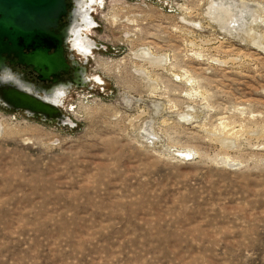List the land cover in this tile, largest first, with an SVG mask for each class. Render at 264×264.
Returning <instances> with one entry per match:
<instances>
[{
	"label": "rangeland",
	"instance_id": "obj_1",
	"mask_svg": "<svg viewBox=\"0 0 264 264\" xmlns=\"http://www.w3.org/2000/svg\"><path fill=\"white\" fill-rule=\"evenodd\" d=\"M102 1L77 126L0 106V264H264V0Z\"/></svg>",
	"mask_w": 264,
	"mask_h": 264
},
{
	"label": "water",
	"instance_id": "obj_2",
	"mask_svg": "<svg viewBox=\"0 0 264 264\" xmlns=\"http://www.w3.org/2000/svg\"><path fill=\"white\" fill-rule=\"evenodd\" d=\"M74 5L68 13V5ZM94 3L84 0L82 6L76 0H0V78L9 73L24 85L32 87L37 95L27 93L12 84L0 85V106L16 112H23L30 118L54 124L57 127L75 128L77 125L66 116L62 107L46 103L41 99L45 92L26 82L25 76L13 73L5 64L30 67L40 82L52 81L66 74L70 66L64 56L62 45L67 40L69 28L61 29L60 22L84 7L90 21V7ZM87 9V10H86ZM94 43L93 41H90ZM95 44V50L104 49ZM76 77L75 82H78Z\"/></svg>",
	"mask_w": 264,
	"mask_h": 264
},
{
	"label": "flooded vegetation",
	"instance_id": "obj_3",
	"mask_svg": "<svg viewBox=\"0 0 264 264\" xmlns=\"http://www.w3.org/2000/svg\"><path fill=\"white\" fill-rule=\"evenodd\" d=\"M91 2L94 3V5L100 6L103 1L91 0ZM77 4L78 6H82L83 2L78 1ZM73 9L74 5L72 3H69V15L73 12ZM90 9L92 10L91 7ZM90 15L93 19L92 11H90ZM95 25L97 24H95L94 19L92 21L89 20L86 11H84V7L79 8V10L73 16L72 20L69 19L68 16L64 18L62 22H60L61 29L69 28L67 40L64 41L62 47L64 51V56L67 60L68 65L70 66V70L66 74H62L60 77H58L55 83L52 81L53 79L46 82H40L37 79V74L32 71V68L23 66H12L10 65L9 58L5 60V64L13 73L18 72L24 75L26 82L31 83L36 88H41L45 92H50L53 89H56V101L59 100V103L56 104V106H61L63 108L65 98L70 92L82 89L86 85L88 86L91 82L94 86L101 87L100 84L102 80L100 79V77H96L94 78V80H90L88 77L87 69L94 48H91L88 45V41L90 42L92 40L87 34H85V32L89 29L92 30L96 28ZM76 77L79 80L78 82H75ZM58 94L59 96L61 95V97L58 98ZM70 110L73 111V109Z\"/></svg>",
	"mask_w": 264,
	"mask_h": 264
},
{
	"label": "bare ground",
	"instance_id": "obj_4",
	"mask_svg": "<svg viewBox=\"0 0 264 264\" xmlns=\"http://www.w3.org/2000/svg\"><path fill=\"white\" fill-rule=\"evenodd\" d=\"M78 1L84 2V0H76V4L78 3ZM76 12L77 11H75V13ZM75 13L73 14V16L75 15ZM88 45L91 48L95 49L94 43L88 41ZM1 84H4V85L12 84L16 88H19V89H21L27 93L37 95L36 91H34L32 87H29L27 85L22 84L21 82H19V80L16 78V76H11L9 73H4L3 77L0 78V85ZM57 97L59 98V97H61V95L59 96V94H58ZM41 99L44 100L46 103L52 104L54 106H56V104L59 103V100L56 101V89H54L53 92H51V93H45V94L41 95ZM4 134H5V132H4Z\"/></svg>",
	"mask_w": 264,
	"mask_h": 264
}]
</instances>
